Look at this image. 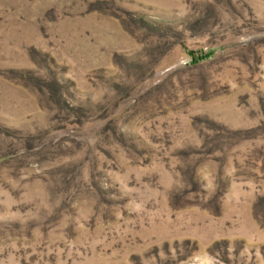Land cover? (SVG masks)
Instances as JSON below:
<instances>
[{"label":"rangeland","instance_id":"374dc122","mask_svg":"<svg viewBox=\"0 0 264 264\" xmlns=\"http://www.w3.org/2000/svg\"><path fill=\"white\" fill-rule=\"evenodd\" d=\"M0 264H264V0H0Z\"/></svg>","mask_w":264,"mask_h":264},{"label":"trees","instance_id":"16d2710c","mask_svg":"<svg viewBox=\"0 0 264 264\" xmlns=\"http://www.w3.org/2000/svg\"><path fill=\"white\" fill-rule=\"evenodd\" d=\"M204 58H200L199 60H203Z\"/></svg>","mask_w":264,"mask_h":264}]
</instances>
